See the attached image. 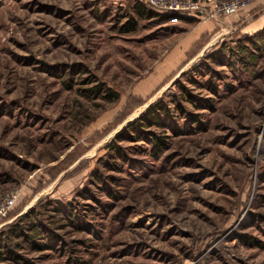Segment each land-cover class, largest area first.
Listing matches in <instances>:
<instances>
[{"label": "rangeland", "instance_id": "374dc122", "mask_svg": "<svg viewBox=\"0 0 264 264\" xmlns=\"http://www.w3.org/2000/svg\"><path fill=\"white\" fill-rule=\"evenodd\" d=\"M138 1L0 0V264H264V39L217 27L184 58L200 21ZM160 99L201 121L114 141Z\"/></svg>", "mask_w": 264, "mask_h": 264}, {"label": "trees", "instance_id": "16d2710c", "mask_svg": "<svg viewBox=\"0 0 264 264\" xmlns=\"http://www.w3.org/2000/svg\"><path fill=\"white\" fill-rule=\"evenodd\" d=\"M137 15L141 18H147V19H152L156 18L159 19L160 22L165 23L169 22L171 20H185V21H192L193 19H198L196 17H188V16H183L179 13L176 12H166L163 14L158 13L154 8L150 7L145 3V1H138L135 6H134ZM135 25L133 27H130L129 29L133 30ZM128 29V30H129ZM254 37H259L264 39V28L258 32ZM248 38V37H247ZM252 38V39H251ZM248 39L253 40V36L249 37ZM195 81V80H194ZM175 84H179L180 89L182 91V96L181 98H186L188 101L195 103L196 105L198 103H206L208 105V101L204 100L203 98H200L197 95H194L191 92V89L188 88V86L184 85L183 83L180 82V80H176ZM182 114L186 115V119L191 122V124L194 123H199L201 120L198 116V114L195 113H190L189 111L186 112L185 107L181 104V102L177 103L176 109ZM175 110H172L169 104L165 103L162 99L152 103L143 114H141L140 117L129 123L117 136L114 138V141H121L124 139H133L129 137L131 134L137 133L138 135L144 134L146 131V128L152 127V126H162V127H168L172 125L173 121L171 120L174 117ZM148 138L150 141L154 144L156 154L160 152L163 148L166 146V142L164 138H160L158 135H156L155 132H149ZM116 144L115 151L117 154H120L121 148L120 146ZM29 213V212H28ZM24 214L22 215L18 221H16L14 224H12L10 227L14 228V226L20 225L22 221L25 220L26 217L29 216V214ZM16 228V227H15ZM30 229V228H27ZM26 230H24V227H18L13 230L14 235H19L21 237H24L25 239L28 238L31 240L30 236H26L25 234ZM52 237L48 239L49 243L50 242H58L59 237L56 234L51 233ZM52 239V240H51ZM47 242L41 244L39 242H36L33 240L31 244H33L38 250H43V249H50L51 244ZM5 247L7 248V251L9 252V256L14 259L15 262L21 263V264H34L32 260L29 258L16 253L13 248H10L8 244H5ZM1 254V253H0Z\"/></svg>", "mask_w": 264, "mask_h": 264}, {"label": "crops", "instance_id": "0c3cea01", "mask_svg": "<svg viewBox=\"0 0 264 264\" xmlns=\"http://www.w3.org/2000/svg\"><path fill=\"white\" fill-rule=\"evenodd\" d=\"M262 3H264V0H254L250 5L232 15H221L215 19H209L206 21L199 18L195 19L200 21V23L189 31L186 37L180 41V45L178 46L180 47L181 44H183L182 57H188V53L192 47L196 43L202 41V39L212 38L213 34L217 32V27L234 30L244 36H252V34L260 32L264 28V4ZM195 20L193 19L192 21ZM204 45L203 47L198 48V53L202 52ZM173 71L174 68L171 69V73L167 76L171 75Z\"/></svg>", "mask_w": 264, "mask_h": 264}, {"label": "built area", "instance_id": "2783aa9c", "mask_svg": "<svg viewBox=\"0 0 264 264\" xmlns=\"http://www.w3.org/2000/svg\"><path fill=\"white\" fill-rule=\"evenodd\" d=\"M158 13L176 12L183 16L199 19H215L221 15H232L250 5L252 0H144ZM19 193L16 190L5 193L0 200V216L9 214Z\"/></svg>", "mask_w": 264, "mask_h": 264}, {"label": "water", "instance_id": "95a60500", "mask_svg": "<svg viewBox=\"0 0 264 264\" xmlns=\"http://www.w3.org/2000/svg\"><path fill=\"white\" fill-rule=\"evenodd\" d=\"M131 122H132V121H131ZM131 122H129V123H131ZM129 123H127V124L122 128V130H123V129H124ZM122 130H121V131H122ZM121 131H120V132H121ZM120 132H119V133H120Z\"/></svg>", "mask_w": 264, "mask_h": 264}]
</instances>
